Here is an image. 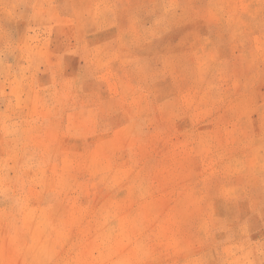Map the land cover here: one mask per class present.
<instances>
[{"label": "rangeland", "instance_id": "rangeland-1", "mask_svg": "<svg viewBox=\"0 0 264 264\" xmlns=\"http://www.w3.org/2000/svg\"><path fill=\"white\" fill-rule=\"evenodd\" d=\"M0 264H264V0H0Z\"/></svg>", "mask_w": 264, "mask_h": 264}]
</instances>
